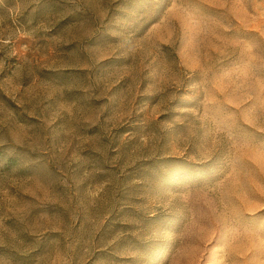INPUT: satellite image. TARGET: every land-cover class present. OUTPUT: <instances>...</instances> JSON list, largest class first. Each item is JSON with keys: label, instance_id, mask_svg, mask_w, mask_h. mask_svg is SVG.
I'll use <instances>...</instances> for the list:
<instances>
[{"label": "rangeland", "instance_id": "374dc122", "mask_svg": "<svg viewBox=\"0 0 264 264\" xmlns=\"http://www.w3.org/2000/svg\"><path fill=\"white\" fill-rule=\"evenodd\" d=\"M0 264H264V0H0Z\"/></svg>", "mask_w": 264, "mask_h": 264}]
</instances>
